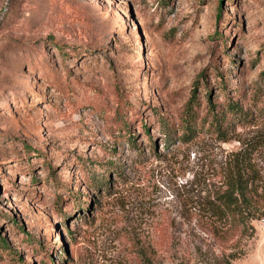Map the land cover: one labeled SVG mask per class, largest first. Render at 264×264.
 Returning a JSON list of instances; mask_svg holds the SVG:
<instances>
[{
  "label": "rangeland",
  "instance_id": "rangeland-1",
  "mask_svg": "<svg viewBox=\"0 0 264 264\" xmlns=\"http://www.w3.org/2000/svg\"><path fill=\"white\" fill-rule=\"evenodd\" d=\"M249 141L264 179V0H0V264H139Z\"/></svg>",
  "mask_w": 264,
  "mask_h": 264
},
{
  "label": "trees",
  "instance_id": "trees-1",
  "mask_svg": "<svg viewBox=\"0 0 264 264\" xmlns=\"http://www.w3.org/2000/svg\"><path fill=\"white\" fill-rule=\"evenodd\" d=\"M194 96L193 91L185 105V133L196 122ZM215 118L220 131L222 118ZM164 133L168 138L172 132L166 128ZM255 146L249 141L233 153L216 187L189 196L186 227L178 228L173 217L174 230H160L157 242L137 249L139 264H233L245 252L246 240L255 232L253 221L264 219V179L250 159Z\"/></svg>",
  "mask_w": 264,
  "mask_h": 264
}]
</instances>
